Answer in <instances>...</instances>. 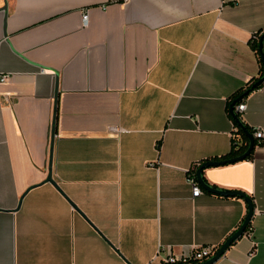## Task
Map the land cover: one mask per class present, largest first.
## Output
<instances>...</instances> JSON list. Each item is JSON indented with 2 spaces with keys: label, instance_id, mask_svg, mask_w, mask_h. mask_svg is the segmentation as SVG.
Listing matches in <instances>:
<instances>
[{
  "label": "crops",
  "instance_id": "obj_1",
  "mask_svg": "<svg viewBox=\"0 0 264 264\" xmlns=\"http://www.w3.org/2000/svg\"><path fill=\"white\" fill-rule=\"evenodd\" d=\"M260 31L264 0H0V264L221 247L247 203L193 197L189 173L231 152L228 104L260 77ZM244 102L264 131V85ZM204 177L255 205L253 237L216 264H264V145Z\"/></svg>",
  "mask_w": 264,
  "mask_h": 264
},
{
  "label": "water",
  "instance_id": "obj_2",
  "mask_svg": "<svg viewBox=\"0 0 264 264\" xmlns=\"http://www.w3.org/2000/svg\"><path fill=\"white\" fill-rule=\"evenodd\" d=\"M260 55L264 60V34L262 35V38L260 41ZM262 85H264V76L255 84V87H260ZM247 94L248 93H246V95ZM246 95L241 97L239 100L240 101L244 100ZM58 100H59V87L57 86L56 94H55V110H54V120H53V129H52V147L54 145V139L56 136ZM231 112L233 113L234 117L237 119L242 130L249 137L250 143H249L248 150L242 156L237 157V158H231V159L223 160V161H208V162L203 163L197 171V179H198V182H199L201 188L203 190L209 192V193H213V194H217V195H221V196H225V197H239V198L244 199L245 202L247 203V206H248V213H247L246 218L243 221L242 225L240 226V228L229 239H227V241L218 249L216 254L213 257H211L209 260H207L203 263H198V264H216L225 255L227 250L237 240H239L240 238H242L245 235L247 228L252 223V219H253V216L255 213V205H254L253 199L249 195H247L246 193H244L242 191L225 190V189H220L218 187H214V186L210 185L204 177V171L208 168L223 166L226 164H233V163L245 160L248 156L251 155V153L255 147L256 139L254 137V134H252L247 129L245 123L239 117L238 113L236 112V104L235 103L232 104V106H231ZM47 181L56 185L55 181L53 180L52 158H51V162H50L49 175H48Z\"/></svg>",
  "mask_w": 264,
  "mask_h": 264
},
{
  "label": "built area",
  "instance_id": "obj_3",
  "mask_svg": "<svg viewBox=\"0 0 264 264\" xmlns=\"http://www.w3.org/2000/svg\"><path fill=\"white\" fill-rule=\"evenodd\" d=\"M83 21L88 23L89 13L88 11L84 12ZM254 37V35H253ZM8 80L7 76H3L1 81L5 82ZM247 105L245 102H241L236 106V112L242 115L246 111ZM237 129L235 128V131ZM254 137L258 141H264V131L262 129H254ZM203 163H198L195 165L189 173V181L193 190V197H199L204 193V190L201 188L198 179L197 171ZM250 237H253V228L250 227L247 231ZM220 247H195L188 252L182 254H175L170 249L167 250L168 254L165 257H162V252L165 250L164 247L160 248L156 256L148 264H198L203 263L213 257Z\"/></svg>",
  "mask_w": 264,
  "mask_h": 264
},
{
  "label": "trees",
  "instance_id": "obj_4",
  "mask_svg": "<svg viewBox=\"0 0 264 264\" xmlns=\"http://www.w3.org/2000/svg\"><path fill=\"white\" fill-rule=\"evenodd\" d=\"M264 34V32L260 31L258 33H256L252 39V46H253V49L256 51V53L259 55V60H260V63H261V74H260V77L258 78H253L251 79V81L244 87L242 88L240 91H238L231 99V101L229 102L228 104V111H229V115L231 116L233 122H234V125H235V128L237 129L235 131V135H234V141H233V148L231 150V152L226 155L225 157H223L222 159L223 160H228V159H231V158H237V157H240L242 156L244 153H246V151L248 150L249 148V143H250V140H249V137L247 136V134L242 130V128L240 127L237 119L234 117L233 113L231 112V106L232 104H236V106L241 103V102H244V100L249 96L251 95L253 92H255L256 90L260 89L262 86L260 87H255V84L264 76V60L263 58L261 57L260 55V41H261V38H262V35ZM246 93H248L246 95ZM244 95L245 98L244 100L240 101L239 99L241 97H243ZM239 117L241 118L242 116L240 114H238ZM242 119V118H241ZM246 125V124H245ZM247 129L252 133L254 134V128H251L249 127L248 125H246ZM261 145H264V141H258L256 140V144H255V147L251 153L250 156H248L245 160H250L253 158V155H254V152H255V149L258 147V146H261ZM252 226V223L251 225L247 228L246 232L248 231V229Z\"/></svg>",
  "mask_w": 264,
  "mask_h": 264
}]
</instances>
